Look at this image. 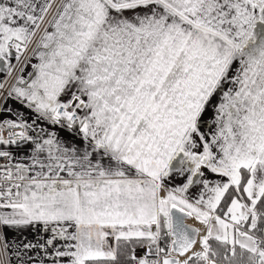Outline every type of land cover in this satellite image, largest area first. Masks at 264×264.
<instances>
[{
	"label": "snow or ice",
	"instance_id": "1",
	"mask_svg": "<svg viewBox=\"0 0 264 264\" xmlns=\"http://www.w3.org/2000/svg\"><path fill=\"white\" fill-rule=\"evenodd\" d=\"M0 264H264V0H0Z\"/></svg>",
	"mask_w": 264,
	"mask_h": 264
}]
</instances>
